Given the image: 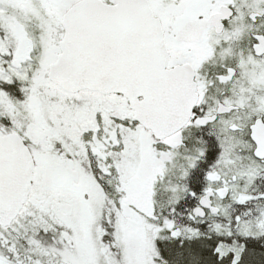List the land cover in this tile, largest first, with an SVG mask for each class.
I'll list each match as a JSON object with an SVG mask.
<instances>
[{
	"label": "snow or ice",
	"instance_id": "6c2138e0",
	"mask_svg": "<svg viewBox=\"0 0 264 264\" xmlns=\"http://www.w3.org/2000/svg\"><path fill=\"white\" fill-rule=\"evenodd\" d=\"M0 264H264V0H0Z\"/></svg>",
	"mask_w": 264,
	"mask_h": 264
}]
</instances>
